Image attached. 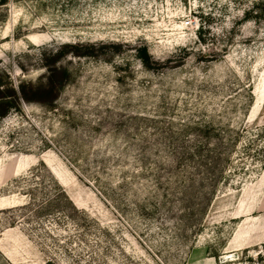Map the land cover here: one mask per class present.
<instances>
[{
  "label": "rangeland",
  "instance_id": "obj_1",
  "mask_svg": "<svg viewBox=\"0 0 264 264\" xmlns=\"http://www.w3.org/2000/svg\"><path fill=\"white\" fill-rule=\"evenodd\" d=\"M0 70V264H264V0H10Z\"/></svg>",
  "mask_w": 264,
  "mask_h": 264
},
{
  "label": "trees",
  "instance_id": "obj_2",
  "mask_svg": "<svg viewBox=\"0 0 264 264\" xmlns=\"http://www.w3.org/2000/svg\"><path fill=\"white\" fill-rule=\"evenodd\" d=\"M9 1L10 0H0V7L7 5ZM140 51H143V53L140 54V58L142 62L148 66L150 58L146 48H143ZM49 86L51 87H49V89L46 90L53 91L54 87L52 86V84ZM21 99L27 102L39 101L36 100L38 98H29L27 96L26 85L23 82L14 85L11 81L9 74H7V72H5L4 70H0V119L5 117L12 109L18 108Z\"/></svg>",
  "mask_w": 264,
  "mask_h": 264
}]
</instances>
